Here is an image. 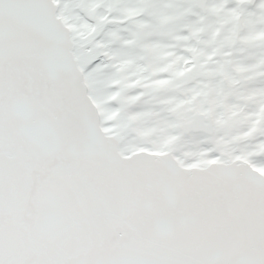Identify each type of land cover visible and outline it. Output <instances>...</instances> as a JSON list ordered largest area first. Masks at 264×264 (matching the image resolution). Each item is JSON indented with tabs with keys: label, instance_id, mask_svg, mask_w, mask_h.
Masks as SVG:
<instances>
[{
	"label": "snow or ice",
	"instance_id": "1",
	"mask_svg": "<svg viewBox=\"0 0 264 264\" xmlns=\"http://www.w3.org/2000/svg\"><path fill=\"white\" fill-rule=\"evenodd\" d=\"M0 264H264V0H0Z\"/></svg>",
	"mask_w": 264,
	"mask_h": 264
}]
</instances>
